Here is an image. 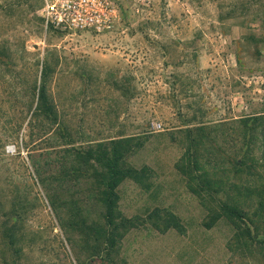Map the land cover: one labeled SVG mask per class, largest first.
I'll use <instances>...</instances> for the list:
<instances>
[{"label": "rangeland", "instance_id": "obj_1", "mask_svg": "<svg viewBox=\"0 0 264 264\" xmlns=\"http://www.w3.org/2000/svg\"><path fill=\"white\" fill-rule=\"evenodd\" d=\"M14 1L0 0V42L15 50L9 66L0 63V139L21 122L28 147L14 158L7 154L13 155L19 142L7 143L5 151L0 147V185L6 186L15 166L24 184L35 193L41 190L22 161L30 165L29 149L42 152L54 145L51 133L35 129L30 138L26 110L41 78L36 60L48 57L54 68L52 94L71 128L83 136L79 140L120 134L146 138L129 159L153 168V184L146 189L123 183L124 213L142 219L160 206L185 224L184 233L160 232L150 223L131 230L122 248L127 264H264V257L257 263L238 246L226 219L205 227L210 208L190 192L176 167L188 127L264 108V0H157L129 10L102 34L46 31L31 5L36 0L13 5L11 16L6 7ZM122 79L131 86L128 96L115 85ZM41 196L27 225L32 245L25 258L36 264H88L70 229Z\"/></svg>", "mask_w": 264, "mask_h": 264}, {"label": "trees", "instance_id": "obj_2", "mask_svg": "<svg viewBox=\"0 0 264 264\" xmlns=\"http://www.w3.org/2000/svg\"><path fill=\"white\" fill-rule=\"evenodd\" d=\"M28 1L15 0L6 7L7 14L14 16L13 5ZM36 3L31 5L39 10L41 1ZM14 53L8 43L0 42L1 64L9 66ZM36 64L42 68L40 82L32 88L34 99L26 109L27 115L31 113L29 136H35V129L39 134L51 133L54 145L42 152L29 149L30 165L22 161L33 183L41 186L40 191L35 193L24 184L15 166L9 168L6 186L0 185V264H36L25 258L32 245L27 227L41 193L62 226L70 229L78 253L88 264L98 260L127 264L122 258L123 242L131 230L146 223L160 232L184 233L182 218L169 208L157 206L142 219L128 216L120 208L123 183L134 181L146 189L153 184V168L137 166L129 159L145 146L146 138L120 134L79 140L83 136L71 128L52 94L53 65L48 57L42 61L38 58ZM115 85L125 96L131 92L125 79L116 80ZM15 123L19 128L8 132L5 140L0 139L4 151L7 143L19 142L15 153L7 154L10 158L20 156L22 148L28 147L21 122ZM186 131L182 142L186 148L176 167L190 192L210 208L205 227L212 228L226 219L238 246L258 263L260 256L264 257V108L211 124L202 122Z\"/></svg>", "mask_w": 264, "mask_h": 264}, {"label": "built area", "instance_id": "obj_3", "mask_svg": "<svg viewBox=\"0 0 264 264\" xmlns=\"http://www.w3.org/2000/svg\"><path fill=\"white\" fill-rule=\"evenodd\" d=\"M39 14L46 31H112L129 10L149 7L157 0H40ZM161 127V124H157Z\"/></svg>", "mask_w": 264, "mask_h": 264}]
</instances>
